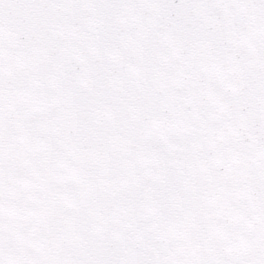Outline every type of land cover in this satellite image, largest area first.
I'll return each instance as SVG.
<instances>
[{
    "label": "snow or ice",
    "instance_id": "1",
    "mask_svg": "<svg viewBox=\"0 0 264 264\" xmlns=\"http://www.w3.org/2000/svg\"><path fill=\"white\" fill-rule=\"evenodd\" d=\"M0 264H264V0H0Z\"/></svg>",
    "mask_w": 264,
    "mask_h": 264
}]
</instances>
